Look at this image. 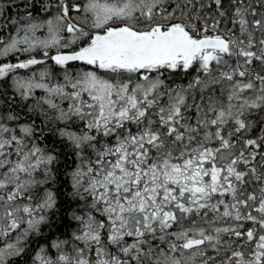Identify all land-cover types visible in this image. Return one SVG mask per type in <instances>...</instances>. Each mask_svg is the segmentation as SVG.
Listing matches in <instances>:
<instances>
[{
	"label": "snow or ice",
	"instance_id": "1",
	"mask_svg": "<svg viewBox=\"0 0 264 264\" xmlns=\"http://www.w3.org/2000/svg\"><path fill=\"white\" fill-rule=\"evenodd\" d=\"M0 264H264V0H0Z\"/></svg>",
	"mask_w": 264,
	"mask_h": 264
}]
</instances>
